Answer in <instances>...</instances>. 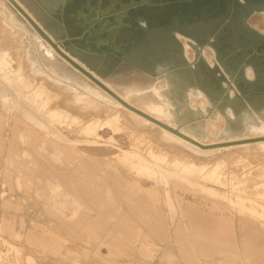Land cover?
<instances>
[{
	"label": "rangeland",
	"instance_id": "obj_1",
	"mask_svg": "<svg viewBox=\"0 0 264 264\" xmlns=\"http://www.w3.org/2000/svg\"><path fill=\"white\" fill-rule=\"evenodd\" d=\"M15 1L64 54L121 99L180 130L200 146L124 106L54 49L9 0H0V50L10 53L15 69L22 67L26 82L58 97L46 111L59 113L53 130L75 145L48 135L45 124L39 127L16 108L3 107L0 100L3 112L0 114V128H3V137L0 131V264H264V230L260 226L264 218L259 216L264 215V0H247L252 5L244 17L249 30L259 35L255 39V53L247 48H252L251 43L238 47L236 41L242 44L244 39L236 29L235 33L219 38L218 48L214 44L195 45L186 39L200 43L211 35L217 36V25L235 14L238 0H153L151 8L133 10L132 36L145 34L140 29L143 19L150 26L158 19L163 27L185 30L182 37L173 36L168 47L144 45V54L134 56L140 59L139 69L131 67L130 62H126L127 57L98 44L108 35L102 31L100 21L109 19L111 14L101 16L100 21H86L79 13L82 10L87 15L90 13L88 0ZM91 4L101 12L107 8L109 0H91ZM205 26L209 29H199ZM34 36L57 57L47 59ZM227 54L233 59L229 65L223 61ZM239 57H245L246 61L257 57L254 60L260 65L258 77L252 65L240 71L241 66L236 65ZM19 83L17 77L12 78L11 85ZM65 99L67 104H61ZM13 116L18 119L6 125V119ZM115 116L118 121L114 126L120 134L113 139H109L111 131L99 132L103 136L100 140L91 139L80 131L96 119L104 121ZM76 119L82 121L81 126L73 122ZM34 143L37 159L33 160L32 167L38 170V177H45L39 173L43 161L62 168L65 160L76 166L89 154H99L103 167L111 165V171L127 177L129 186L121 188L128 191L119 193L124 202L130 194L133 198L148 199L147 221L152 230L157 225H180L181 235L161 236L151 230L148 241L133 238V242H121L110 239L115 238L114 235L91 234L83 239L76 234L68 236L60 225H53L52 229L39 199L37 203L30 201L28 188L16 187L10 181L13 175L7 168L10 167L8 154L17 155L11 167H22L20 159H27L28 149ZM150 151L156 158L164 159L165 169L184 164L194 166L195 173L189 178L199 185L162 174L153 179L140 171L142 162H135L133 170L122 158L124 152H136L151 162ZM58 152H62L59 161L52 157ZM78 153L83 155L78 156ZM127 158L137 160L133 154ZM213 171L215 178L207 179ZM87 175L85 179L94 176ZM50 186L57 196L64 195L61 184L53 186L50 181ZM208 188L226 198L211 194ZM115 198L107 188L106 200L118 207ZM241 203L254 209L244 212ZM184 213L193 222L189 216L185 218ZM212 218L228 225L230 234L225 239H230V251L218 250L217 234L211 237V243L204 242L203 228L205 224L214 225ZM244 219L254 222L243 223ZM46 222H49L47 228ZM100 222L109 224L106 217H101ZM199 243L211 244L210 254H203Z\"/></svg>",
	"mask_w": 264,
	"mask_h": 264
},
{
	"label": "crops",
	"instance_id": "obj_2",
	"mask_svg": "<svg viewBox=\"0 0 264 264\" xmlns=\"http://www.w3.org/2000/svg\"><path fill=\"white\" fill-rule=\"evenodd\" d=\"M0 114H3L1 110ZM2 130L3 128H0L3 137ZM28 151L30 155L27 159L21 158V162H19L20 166H22V171H24L23 175L19 174L16 168L7 167L13 175L10 181L20 189L26 186L30 201L34 200L37 203L39 199L41 210L45 214L46 219L51 222L52 229L53 225H60L68 232V236L76 234L83 239L91 234H104L114 235L115 238L110 239L121 242L148 241L149 232L152 230L147 221L150 216L148 199L146 197L133 198L130 194L126 196L127 201L124 202L119 193H127L128 190L121 188L123 185L129 186L127 177H125L124 173H120L119 176L116 170L111 171V165L103 167L99 154H89L82 161L79 160L76 166H72L65 160L66 164L62 168H59V165L51 161H43L39 167V173L44 174L45 177H38V170L35 166L32 167L33 160L37 159L36 144L34 143L30 146ZM68 156L69 158L73 157L72 155ZM42 167H44V171L40 172ZM87 173H92L94 176L85 179L84 175L86 176ZM99 178H104V180L100 181ZM50 181L53 186L61 184L64 195L57 196V194H54ZM107 188L114 193L115 199L118 201L116 203L118 207L106 200ZM102 208L104 211L109 209L111 211L107 214ZM191 209L194 210L192 207ZM101 217H106L109 223L107 226L100 222ZM212 219L211 221L214 223V225L211 224L212 226H208L203 221L205 224L203 228L205 230L204 242L209 241L211 243V237L217 234L218 250L227 249L226 251H230V239H225L230 234L228 225L214 218ZM54 220L58 222H54ZM46 224H48L46 225L47 228L49 222H46ZM166 225H157V227L153 228L152 233L161 236L168 234L181 235L180 225L168 224V227ZM187 225L189 226L188 223ZM52 232L56 231L52 230ZM224 244H226L225 248H223ZM199 247L203 254H210L211 244L199 243Z\"/></svg>",
	"mask_w": 264,
	"mask_h": 264
},
{
	"label": "bare ground",
	"instance_id": "obj_3",
	"mask_svg": "<svg viewBox=\"0 0 264 264\" xmlns=\"http://www.w3.org/2000/svg\"><path fill=\"white\" fill-rule=\"evenodd\" d=\"M34 38H35L34 41L38 43L42 54L44 56H46L47 59H51L52 57H57L55 54H53L52 50H50V49L45 47L46 46L45 43H43L38 37L34 36ZM43 47L45 49H43ZM14 62H15L14 59L12 58V56L10 55V53L7 50H4V51L0 50V100H1V102L3 104V107H6L8 110H10L9 108H16L18 111L26 114V117H28V118L30 117V119L35 124H38L39 127H42V123L45 124L46 128H47V134L48 135H55L62 143H66L68 145L75 146L73 144V142L70 141L68 138H66L63 135H59L55 130H53L54 125L56 124L55 122L59 119L58 118L59 117V113L56 112V110L46 111V109L49 108V105L51 103H53V102L58 100V97L50 94L47 90H44L43 87H37L36 88L35 86H32L29 82H26L25 79L23 78V75H25V74L22 72V67L20 66V68L18 70L15 69L14 68ZM75 63H77V62L75 61ZM77 64L80 67L84 68L81 64H79V63H77ZM75 68L78 69L79 71H81L79 68H77V67H75ZM86 71H88V70H86ZM83 74L86 75L85 73H83ZM90 74L93 75L92 73H90ZM15 77H17L20 80V83L18 85H16V86H13V85H11L12 84V78H15ZM88 78L91 79L90 77H88ZM95 78L97 80H99L101 83H103L97 77H95ZM125 102L128 103L127 101H125ZM61 104L66 105L67 104L66 99L62 100ZM129 104H131V103L129 102ZM8 112L11 113L13 111H8ZM111 116H113V115H111ZM109 117H110V115H109ZM16 118H17V116H13V118H7L6 119V125H9V123H11ZM107 118H105L106 120H104V121L96 119L93 122L86 124V126L80 130L81 133H84L86 135H90L91 139L100 140V139L103 138V136L99 132H104V133L107 134L109 131H111L112 135L109 137V139H113L114 135H117V134L119 135L120 134L119 132H116L118 127L114 126V125H116V123L118 121V116H115L112 119H107ZM120 119H121V117H120ZM59 121L61 122V120H59ZM158 121H160V120H158ZM73 122L75 124H77L78 126L79 125L81 126V123H82V121L77 120V119L73 120ZM160 122H162V121H160ZM118 123H120V122H118ZM212 127H213V125H212ZM21 137L25 138V135H21ZM28 139L31 140L32 138L29 137ZM24 140H26V139H24ZM27 141H29V140H27ZM27 141H25V142H27ZM84 142L87 143V145H92L91 144L92 142H90V141H84ZM78 150L80 152H83L82 149H78ZM147 152H148V150H147ZM132 154H133V156L135 158H137L138 161L137 160L133 161V160H130V159L127 158V156H130ZM148 154L150 155L149 156L150 159H153V161L150 162L148 159L140 156L136 152H124L122 158L126 161V163H128L130 168L133 169V170L136 169V166L133 165L135 162H138V163L142 162V166L140 168V171L144 172L145 174H148L153 179H156L159 176V174H162V175H169L171 177L177 178L178 180H182V181L188 182V183L193 184V185H199L198 182L195 183L194 181H192L189 178V177L193 176V174L195 173L194 166H189L187 164H184L185 167L181 166V165H179V166L175 165L173 168L165 169V167H163L164 159L156 158L154 156L153 151H150V153H148ZM8 155H7L8 156L7 157L8 164L10 166H12L13 162L16 161V157L15 156H17V155L13 154V153H10ZM82 155L83 154H79L78 153V156H82ZM18 157H21V156H18ZM23 157H25V156H23ZM52 157L59 161L61 159V157H62V152H58ZM76 158L79 159V157H76ZM75 163H77V162L75 161ZM61 164H64V163L62 162ZM69 164L74 166L72 161H70ZM137 169L139 170V168H137ZM175 169H176V171H175ZM17 170H18L19 174L23 175L24 171H22V167H18ZM149 171H151V172H149ZM215 171H213L212 173L208 174L207 175V179L215 178V176H216ZM87 176H88L87 174H86V176L84 175L85 178ZM100 181H102V179H100ZM203 189H205V188H203ZM208 191L211 194H213V195H215V196H217L219 198H222V199L226 198L224 195L216 193L211 188H208ZM234 204H235V201H234ZM240 206H241V209L244 212H247V213L252 212V208L253 207H247V206H245V204H242V203H241ZM235 212H237V211H235ZM188 216H189L188 214L184 213V217L185 218H188ZM259 216L264 218V215H262V214H260ZM190 219H191V217H190ZM246 219H248V218H246ZM246 219H244L243 223L251 221V220L248 221L249 219L248 220H246ZM191 221H192V219H191ZM251 222H254V221L252 220ZM260 226H261V230H264V224H261Z\"/></svg>",
	"mask_w": 264,
	"mask_h": 264
},
{
	"label": "flooded vegetation",
	"instance_id": "obj_4",
	"mask_svg": "<svg viewBox=\"0 0 264 264\" xmlns=\"http://www.w3.org/2000/svg\"><path fill=\"white\" fill-rule=\"evenodd\" d=\"M97 1L100 2L104 0ZM153 3V0H129L128 2H124L122 0H109V5L107 6V8L102 10L101 12H98L96 8L92 7L91 0H88L87 6L90 7V13L87 15L82 10L80 11L79 16L84 17L86 21L92 22L97 20L100 21L101 16L111 14L112 16L110 15L109 19H101L100 21L102 31H106L108 35L105 38L100 39L98 44L101 47H109L118 56L127 57L126 62H130L131 67H137L139 69V63H141L139 61L140 59L137 60L134 56L144 54L142 51L144 45L147 46L152 43L154 47H165V45L168 47L171 43L170 39L173 36L178 38L182 37V33H185V30H182L178 27L174 29L163 27L161 25V21L158 19H156L151 26L149 25V22L147 20L143 19L140 22V29L144 30L145 34L142 37L132 36L134 33L135 22L131 15V12L133 10L139 11L140 8H151ZM237 3V8L234 11L235 14H233L232 17L228 18L227 20L225 19L224 21H222L219 26L217 25V29L215 28L216 31L219 30L217 36L214 37V35H211L208 40H204L200 43L196 40L191 41V39L189 38L186 39L190 42H194L195 45L214 44V46L218 48V41L222 35L228 33L232 34V32L235 33V31H237L243 34L242 37L244 39L242 40V44H238L239 41H236L234 39L238 47L240 45H246L245 43H251L252 48L247 45L246 46L247 48L252 49L254 51L253 53H255V39L259 37V35L255 31L249 30L251 28L244 21V17L250 10L252 4L247 0H238ZM205 28L203 29L202 27H199L201 31L209 29L208 26H205ZM234 29L236 30L234 31ZM234 38H236L235 34ZM256 58L252 57V60L246 61L244 60L245 57H239L236 65L241 66V72L244 66L252 65L254 68V72L258 77L260 65L255 62L254 59ZM232 60L233 59L229 57L228 54L223 58L225 65H229V62H231ZM244 61L246 63H244ZM210 77L212 78L213 76L211 75Z\"/></svg>",
	"mask_w": 264,
	"mask_h": 264
},
{
	"label": "water",
	"instance_id": "obj_5",
	"mask_svg": "<svg viewBox=\"0 0 264 264\" xmlns=\"http://www.w3.org/2000/svg\"><path fill=\"white\" fill-rule=\"evenodd\" d=\"M17 9L18 11H20V13L22 15H24L28 21L46 38V40L56 49L58 50L61 55L67 59L69 62H71L75 67L79 68L83 73H85L88 77H90L96 84H98L100 87H102L103 89H105L108 93H110L114 98H116L118 101H120L124 106H126L127 108L131 109L132 111L138 113L139 115L145 117L146 119L152 121L153 123L163 127L164 129L168 130L169 132L189 141L192 142L196 145L200 144L195 141L194 139L184 135L180 130L175 129L173 127H170L169 125H166L165 123H162L160 121H158L157 119L147 115L146 113L132 107L131 105H129L128 103H126L123 99H121L118 95H116L113 91H111L108 87H106L103 83H101L99 80H97L93 75H91L88 71H86L84 68L80 67L77 63H75L74 60H72L70 57H68L66 54H64L59 48L58 45L52 40L50 39V37L40 28V26L36 23V21H34L27 13L26 11H24V9L22 7H20V5H18V3L15 0H9Z\"/></svg>",
	"mask_w": 264,
	"mask_h": 264
}]
</instances>
